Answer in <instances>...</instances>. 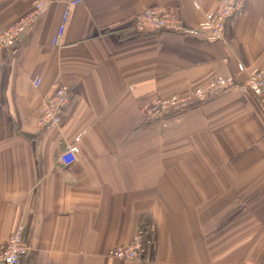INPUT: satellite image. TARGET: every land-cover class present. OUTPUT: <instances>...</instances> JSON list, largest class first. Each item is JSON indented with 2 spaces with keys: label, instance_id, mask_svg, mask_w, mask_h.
Returning <instances> with one entry per match:
<instances>
[{
  "label": "crops",
  "instance_id": "0c3cea01",
  "mask_svg": "<svg viewBox=\"0 0 264 264\" xmlns=\"http://www.w3.org/2000/svg\"><path fill=\"white\" fill-rule=\"evenodd\" d=\"M34 1L0 0V32ZM43 1L0 53V247L22 226L21 264H264V91H218L161 119L142 110L219 75L264 72V0H245L222 41L133 32L147 7L196 27L220 0ZM55 85L70 99L61 124L43 128ZM75 139L78 161L63 166ZM139 230L146 256L113 257Z\"/></svg>",
  "mask_w": 264,
  "mask_h": 264
},
{
  "label": "built area",
  "instance_id": "2783aa9c",
  "mask_svg": "<svg viewBox=\"0 0 264 264\" xmlns=\"http://www.w3.org/2000/svg\"><path fill=\"white\" fill-rule=\"evenodd\" d=\"M76 3L77 1H71L68 4L63 22L53 38V44L58 45L60 43L69 16V9ZM244 3L245 0H220L214 9L205 13L204 19L196 27L184 25L170 9L159 6L147 7L137 14L134 28L140 32L171 31L180 34L199 35L207 41H222L225 38L228 21L243 9ZM46 10L47 3L45 1L35 0L30 12L0 32V53L15 47ZM240 68L243 69V66L240 65ZM39 84L40 80L37 79L34 85L37 87ZM227 89H236L241 92L250 91L255 95H262L264 72L261 70L251 71L242 82L237 81L232 75H219L208 84L195 86L187 92L157 97L145 103L142 110L147 118L161 119L172 111L186 109L218 91ZM69 99L68 88L64 85H55L40 105V126L43 128L59 126ZM78 141L79 139H75L68 143L59 153L58 162L61 165L71 166L78 161L80 153ZM148 242L149 240L143 230H139L129 243L116 247L111 254L117 259L132 261L141 257L146 251ZM29 248L30 245L24 236L22 226L17 227L0 247V264H21Z\"/></svg>",
  "mask_w": 264,
  "mask_h": 264
},
{
  "label": "trees",
  "instance_id": "16d2710c",
  "mask_svg": "<svg viewBox=\"0 0 264 264\" xmlns=\"http://www.w3.org/2000/svg\"><path fill=\"white\" fill-rule=\"evenodd\" d=\"M134 27V26H133ZM133 32L134 33H142V34H151V33H156L155 31H150V32H140V31H137L136 29H134L133 30ZM163 96H168V95H163ZM163 96H159V97H163ZM200 102V101H199ZM196 104V103H195ZM192 106V105H191ZM190 106V107H191ZM178 111H180V110H176V111H172V112H170V113H168L167 115H170V114H172V113H176V112H178ZM148 244H146V248H148ZM146 254H147V249H146V251L141 255V258H144L145 256H146Z\"/></svg>",
  "mask_w": 264,
  "mask_h": 264
}]
</instances>
